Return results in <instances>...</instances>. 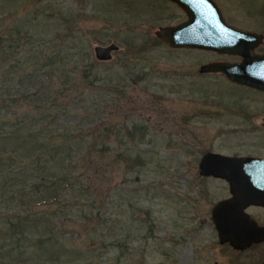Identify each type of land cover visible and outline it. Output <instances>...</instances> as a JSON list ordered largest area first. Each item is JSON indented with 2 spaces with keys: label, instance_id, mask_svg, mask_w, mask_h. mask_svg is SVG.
<instances>
[{
  "label": "rangeland",
  "instance_id": "374dc122",
  "mask_svg": "<svg viewBox=\"0 0 264 264\" xmlns=\"http://www.w3.org/2000/svg\"><path fill=\"white\" fill-rule=\"evenodd\" d=\"M221 2L238 22L248 20L249 8L264 6V0ZM160 12L142 9L141 0H0V62L9 65L23 53L31 57L41 51L48 57L56 52L62 61L55 57L51 68L57 72L47 80L54 90L60 88L57 74L66 68L77 77L73 92L88 90L82 76L90 61L92 72L119 84L106 103V152L89 145L103 139L94 132L93 112L98 106L91 93L90 116L84 114L88 104L77 116L69 117L70 132L80 136L71 142L53 139L63 155L70 153L67 158L80 166L78 171L87 170L91 193L72 196L63 192L51 204L49 208L57 207L60 213L65 236L61 248L52 243L42 252L34 251L43 254V262L49 261L43 264H55L48 259L53 256L59 259L58 264L244 263L216 243L209 211L224 188L218 181L201 180L197 166L207 149L251 150L249 134H219L228 119L214 114L220 104L247 108L261 104L264 97L218 75L200 74V63L213 54L173 49L162 43L155 34L154 18L161 14L173 22L179 15L169 9ZM111 43L118 49L112 51L110 60L99 61L94 47ZM1 72L0 78L4 76ZM30 109L19 107L20 112ZM7 111L3 108V114ZM67 120L56 127L62 128ZM87 128L90 133L84 131ZM19 143L17 138L6 142L2 138L0 147ZM93 198L98 205L108 203L101 210L111 225L110 232H99L104 243L97 237L93 240L82 227L81 215L89 212ZM114 240L121 241L123 247Z\"/></svg>",
  "mask_w": 264,
  "mask_h": 264
},
{
  "label": "trees",
  "instance_id": "16d2710c",
  "mask_svg": "<svg viewBox=\"0 0 264 264\" xmlns=\"http://www.w3.org/2000/svg\"><path fill=\"white\" fill-rule=\"evenodd\" d=\"M55 57L59 58L56 52L46 57L44 52L38 51L37 55L31 57L29 53H23L9 65L8 62H0V70L4 75L0 78V140L20 139V143L14 147L5 144L0 147V264L49 263L48 260L43 262V254L34 251L42 252L47 244L50 246L52 243L61 248L62 237L65 236L57 207H49L59 200L63 192H70L72 196L90 195V175L87 170L78 171L80 166L71 164L67 158L70 153L63 155L59 143L53 141L56 137H62L71 142L80 136L79 133L70 132L69 117L77 116L76 113L89 104L90 93L93 100L97 101L94 105L98 106L93 112L96 114L94 132L103 136V139L91 141L89 145L97 147L100 153L107 150L104 138L108 136L109 128L103 119L108 107L106 103L111 100L109 94L115 92L119 84L107 81L96 71L92 72L90 61L84 67L82 76L87 81L88 90L73 92L77 77L72 74L71 68L64 69L66 72L61 68L62 74H57L60 88L54 90L52 83L47 80L57 72L51 68ZM60 58L56 60L59 63L62 61ZM46 61L48 64H45ZM22 105L31 109L20 112L19 107ZM3 108H8L7 113L3 114ZM85 111V116H90V104ZM66 118L68 120L62 128L56 127V123ZM80 130L90 133V128ZM133 135L134 132L130 137ZM104 203V206L98 205L93 198L89 212L81 215L85 233L88 236L91 233L93 240L97 237L101 243H104L105 237L99 232L111 227L108 226L109 220L103 219L101 213L102 207L108 204ZM92 220H95L93 226L90 225ZM113 242L123 247L121 241ZM90 248L87 247V251ZM48 259L52 263H59L55 256Z\"/></svg>",
  "mask_w": 264,
  "mask_h": 264
},
{
  "label": "flooded vegetation",
  "instance_id": "af4514ba",
  "mask_svg": "<svg viewBox=\"0 0 264 264\" xmlns=\"http://www.w3.org/2000/svg\"><path fill=\"white\" fill-rule=\"evenodd\" d=\"M207 1H211L214 4L212 8H207ZM141 6L142 9L152 8L154 13H161L160 11L167 13V9H169L172 13L179 15L173 22H169L159 14L154 18V21L157 23L155 32L162 27L174 26L186 21L188 16L185 7L191 11H198V9L203 8L205 11L206 9H211L214 11L213 14L217 16L216 26L220 29L226 28V32L224 33L228 41L232 44L233 50L222 52L196 48L173 49L209 52L214 55L212 58L201 62L199 68L210 62L237 65L242 63L245 58H249L251 62L246 68L248 72L250 70L252 74L264 75V6L260 8H249L247 10L248 17L246 18L248 20H245L246 22H238L235 16L228 13L221 0H183V5L174 0H141ZM158 39L167 45L160 38ZM241 45L244 48L239 49L238 47ZM200 74L218 75V77L225 79L229 84L249 89L264 97V89L230 82L222 72H206ZM214 115L228 119L227 123L218 130L219 134H249L251 150L247 152L240 150L223 152L221 150L207 149L201 155L200 159L205 153L215 152L225 156L247 157L249 159V165L247 167L233 169L234 171L240 170L247 173L246 177L243 178L237 176L235 179L239 182L234 184V186H231L230 181L224 177L200 175L199 167L197 166L201 180L205 183L209 180L218 181L224 188L222 195L215 200L209 211V220L213 223L212 208L217 203L224 202V206L218 214V220L224 217L233 221L236 218L235 213L239 211L242 215L246 214L251 220V223L264 229V101L261 104L248 105L247 108L243 104H220ZM231 122L235 123L230 124ZM256 143L261 145H255ZM243 179L247 180V184L246 182L243 183L240 181ZM213 227L216 234V243L220 248L235 254L239 261H244L243 264H264V232L256 233L255 231H251L252 237L255 239L249 245L240 248L235 247L229 241L221 242L219 231L215 228L214 223ZM239 264H242V261Z\"/></svg>",
  "mask_w": 264,
  "mask_h": 264
},
{
  "label": "water",
  "instance_id": "95a60500",
  "mask_svg": "<svg viewBox=\"0 0 264 264\" xmlns=\"http://www.w3.org/2000/svg\"><path fill=\"white\" fill-rule=\"evenodd\" d=\"M183 5V0H174ZM207 8H212L213 3L207 1ZM186 9L187 20L174 26L162 27L155 32L157 37L163 40L169 47H190L199 48L212 51L229 52L232 51V44L228 41L225 33L226 28H218L216 26L217 16L213 14L211 9H198V11H191ZM213 16V17H212ZM219 22V21H218ZM244 48V46H239ZM118 49V45L111 43L108 45H96L94 47L95 57L100 61L110 60L112 51ZM251 60L245 58L242 63L228 64L210 62L202 65L199 68L201 73L204 72H222L226 78L238 84L254 87L257 89H264V75H256L250 73L246 69ZM249 165L247 157H231L225 156L215 152L205 153L199 161V173L203 176L224 177L230 181L231 186L237 184L239 181L235 178L246 177L245 172L240 170L234 171V168H243ZM246 182L247 180H240ZM224 206V202L217 203L212 208V219L215 228L219 231L220 241H229L235 247L243 248L255 239L252 237L251 231L256 233H263L264 229L251 223V220L246 214L242 215L239 211L235 213L233 221L227 218L218 220V214Z\"/></svg>",
  "mask_w": 264,
  "mask_h": 264
}]
</instances>
